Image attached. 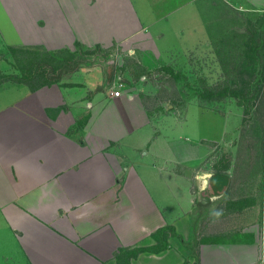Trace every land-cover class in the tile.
<instances>
[{"label": "crops", "instance_id": "1", "mask_svg": "<svg viewBox=\"0 0 264 264\" xmlns=\"http://www.w3.org/2000/svg\"><path fill=\"white\" fill-rule=\"evenodd\" d=\"M76 1L80 0H0L1 44L10 52V43L17 48L44 44L49 38L63 42L68 33L87 46L95 41L103 46L142 33L153 42L148 50L152 47L154 54L158 48L155 34L160 33L163 15L151 9L147 0H140L137 11L134 8L130 17L136 25L131 29L126 26L127 16L108 10L99 12L104 20L94 27L95 4L88 2L81 10ZM185 1L175 4L169 14L189 7L190 0ZM192 13L189 10L187 15ZM115 24L120 25L118 30ZM11 34V42L6 41ZM80 71V75L87 72V82L75 73L72 82H64L62 75L49 88H30L27 83L28 88L12 92L15 101L5 107L7 118L1 122L8 127L14 156L0 162V209L6 220L0 215V240L7 229L11 235L21 234L13 237L23 264H119L120 248H153L155 230L171 226L166 248L140 249L124 264H264V122L257 126L261 141L257 159L252 161V153L243 147L234 164L233 145L232 158L224 148L216 163L199 167L209 155V146L218 152V133L209 136L208 128L200 125L199 135L184 131L180 147L175 144L179 130L167 133L163 120L157 122L160 131L155 141L146 145L145 126H155L133 93L136 87L127 86L122 77L120 95L114 96L111 88L118 83L95 90L100 80L96 68ZM105 73L100 75L103 79ZM86 94L87 120L77 127L79 106L72 103L64 108L63 100ZM59 97L58 104H48ZM238 111L240 115L227 110L220 121V134L229 128L225 135L231 136L222 146L235 141ZM195 194L205 197L203 210L216 208L224 213L211 222L212 231L211 224L205 229V237L211 238L204 240L196 224L205 222L194 220ZM3 222L6 229L2 230Z\"/></svg>", "mask_w": 264, "mask_h": 264}, {"label": "rangeland", "instance_id": "2", "mask_svg": "<svg viewBox=\"0 0 264 264\" xmlns=\"http://www.w3.org/2000/svg\"><path fill=\"white\" fill-rule=\"evenodd\" d=\"M88 2L94 3L96 7V9H93L96 13L94 27L98 25L100 20H104L99 12H107L105 10L114 13L115 16L119 14L127 16L126 26L128 29L136 25L134 17L130 16L133 14L134 8L136 11L138 10L140 0H80L76 1V5L80 6L82 10L87 8ZM185 2V0L176 2L173 0H147L151 9H155L159 12V15H163L162 28L159 27L160 33L156 32L158 35L155 34V38L158 40V48L155 46L154 54L152 53V47V50L147 49L151 46V43L153 44L152 40H147L142 33L137 35L134 33L123 42L113 40L112 43L107 42L108 44L103 46L98 41L87 46L81 40L75 41L72 37H68L69 34L67 33L63 42H58L55 38H49L44 44L19 45L25 48L29 47L28 49L33 51L25 54L29 60L23 57L22 60H25V63H23L19 62L20 54L19 56L11 54L13 43H10L11 46L9 47L11 49L9 52L8 46H3L2 41H0V74L2 72L13 77V79L10 77L6 81L0 78V162L4 163L9 157L14 156L12 148L8 145V127L1 123L7 118L5 107L14 98L13 90L28 88L29 77L26 79L24 77L26 82H19V80H14V76L21 71L24 72V70L28 72L37 71L39 77L46 79V81L63 75L64 82H72V75L76 73L79 74L78 80L87 82L85 79L87 72L80 75V70L84 71L93 67L96 68L99 74L98 78H100V80L97 79L95 90L115 83H118L116 87L119 88V79H122V77L127 86L133 85L136 87L133 89V93L138 95L141 104L148 115L151 116L150 120L157 127L155 128L151 124L145 126L144 135L148 139L141 138V140H146V145L154 142L155 134L160 131L157 122L165 120L164 129L167 133L172 134V132L179 130L176 135L178 141L176 140L175 144L180 147L182 146L181 140L185 139L186 136H183L184 131L199 135L198 126L200 125L208 128L207 133L209 136H216L218 133V141L221 143L218 149L219 153H216L215 146H209V155L200 162L199 167H209L212 162L216 163L220 159L219 156L222 155L224 148H227V152L230 153L232 158L233 155L230 149L233 145H235L234 164H238L236 161L239 156L238 152L243 147L246 148V151L249 150L252 153V161L257 159L260 155L259 146L261 145V141L257 136L260 132L257 126L258 122H264V108L261 109V106L264 105V85L261 83V93L257 97V103L250 102V106H247V101H242L238 96H231L230 92L224 95H221L220 92L234 86L232 82L239 79L248 83L245 86L246 91L249 96L253 97L250 88L252 90V85L257 84L258 79L264 75L258 70L264 68L262 66L264 65V46H262L264 45V0H190L189 7L184 6L176 10L173 15L169 14L175 4L182 5ZM189 10L194 13L187 15ZM117 21L121 24L125 23V20ZM5 25L3 28L8 27ZM119 26L115 24L114 27L120 28ZM121 27L120 33L124 31V27ZM168 30L172 33L167 32ZM32 34L36 35V32ZM128 35H131L130 32ZM134 36L138 41L134 39ZM9 37H12V34L6 36L5 40L11 42ZM141 41H143V44H141ZM142 46H144V49ZM48 52H55L53 58L49 60L50 63L44 62L45 64L33 66L31 70L24 69L30 64H34L30 62L32 59L48 61ZM9 55L11 59H9ZM120 66H122L121 70L119 69ZM114 69L119 71L115 70L114 72ZM103 72H106L105 79L100 76ZM15 83H18L19 86H13ZM52 83H40V85H47L49 88ZM210 93L214 95V98H206V95H210ZM88 95L85 97L72 96L63 100V104L66 105L64 108L67 105L71 106L72 103L79 106L76 109V111H79L77 118L79 117L80 120L76 125L77 127L86 123L87 118L85 115L89 110L85 105ZM60 101V97L56 100L52 98L50 102L48 101V104H58ZM238 109H241V116L239 117L240 122L236 129L237 132L233 137L235 141L234 143H232L233 141L230 142L226 147L222 146V142L231 136L225 135L226 129L229 128L223 129V134H220V121L224 120L223 117L227 110H234L240 115ZM247 110L252 113H247ZM198 117H200V121L197 119ZM187 118L188 120H186ZM254 128H257L256 134H253L255 131L252 132L255 130ZM153 130L155 133H153ZM129 136L134 137L135 134ZM216 155L218 156L216 157ZM184 157H187L186 154ZM5 170L3 173L8 172V169ZM257 172L255 171V173ZM156 195L155 202H157ZM2 196L0 193V197ZM194 198L196 202L194 220L205 222L204 224H196L198 233L202 234L204 240L205 233L203 232L209 227L213 219H208L209 211L203 210L207 203L205 197L202 194H195ZM202 205L203 207H201ZM2 214L0 209L1 219L6 222ZM4 222L1 223L2 230L6 229ZM212 224L209 228L211 231ZM4 231L3 233H6V235L2 238L3 240H0V264H23L21 255L16 253L15 243L17 239L14 240L13 237V235L18 237L21 234L15 231L11 235L8 229ZM205 238H211V236L207 235ZM200 240L202 239L198 241Z\"/></svg>", "mask_w": 264, "mask_h": 264}, {"label": "trees", "instance_id": "3", "mask_svg": "<svg viewBox=\"0 0 264 264\" xmlns=\"http://www.w3.org/2000/svg\"><path fill=\"white\" fill-rule=\"evenodd\" d=\"M262 46H264V45H262ZM24 48L25 47H23V46H20V47H17V48L12 47V52H14L13 55L19 56V54H20L21 55V58H19V62H23V63H25V60H22L23 57L25 59H28L26 57L27 55H25V54H28V53H32L33 52L32 50L28 49L29 47H27L25 49ZM54 55H55V52H48V56H49L48 59H47L48 61L32 59V60H30V62H32L34 64H30L28 67H25L24 69L31 70V68L33 66L45 64L44 62H49V60L51 58H53ZM54 61H58V60H54ZM262 66H264V65H262ZM37 67H39V66H37ZM22 70H23V68H22ZM258 70L261 72V74H264V68L258 69ZM256 71H257V69H256ZM1 74H0V78L3 81H6V80L10 79V77H11V76H8L7 74H4V73H1ZM14 77H15L14 78L15 81H18V80H21V81L24 80L25 81V79L29 77L28 78V85H29L30 88H35V87H38V86H42V85H40V83H52V82H56V81H58L60 79V77L58 76L55 79H50V80H47L46 81V79H42L41 77H39L37 71H35V72H28L26 70H24V72H22V71L19 72V74H16ZM21 77L23 79H21ZM24 77H25V79H24ZM35 81H36V83H35ZM41 81H46V82H41ZM261 83H262V85H264V75H262V78H259L258 79L257 84L254 83L252 85V90L250 88V91L253 93V97L249 96L248 93H247V91H246L245 86H247L248 83L245 82V81H240L239 79H235L232 82V85H234V86L230 87L231 89L230 88L229 89L227 88L225 90L223 89L222 92H220V94L221 95H224L225 93H229L230 92L231 96H236V97L238 96L239 98L242 99V101L243 100L247 101L246 102L247 103V106L248 105L250 106V102H252V103L256 102L257 103V101H258L257 97L261 93L260 92L261 87H262L261 86ZM30 85H32V86H30ZM210 95L207 94L206 95V98H208V99L214 98L213 97L214 96L213 94L210 93ZM262 108H264V105L261 106V109ZM247 113H252V112L249 111V110H247ZM254 121H256V120L254 119ZM169 231L172 232L171 226H163V227L157 228L155 230V232L152 234L153 238L155 239V246L153 248L152 247H149V248H132V249H129V250H127L125 248H120L119 249V252L116 253V257L119 260V264H124L126 262V259H127L128 256H135L137 254V252L140 251V249L141 250H144V249L145 250L146 249L148 250V249H150L152 251L158 252V251L166 248L167 247V237L170 234ZM124 256L126 258H123ZM120 258H123V259H120Z\"/></svg>", "mask_w": 264, "mask_h": 264}, {"label": "clouds", "instance_id": "4", "mask_svg": "<svg viewBox=\"0 0 264 264\" xmlns=\"http://www.w3.org/2000/svg\"><path fill=\"white\" fill-rule=\"evenodd\" d=\"M208 176L210 177V174H208ZM207 186V183L205 181V185L204 187L201 188V191L204 190V188ZM223 209H216V208H213L209 211V215L212 217L213 219V222L219 220V218L223 215Z\"/></svg>", "mask_w": 264, "mask_h": 264}, {"label": "built area", "instance_id": "5", "mask_svg": "<svg viewBox=\"0 0 264 264\" xmlns=\"http://www.w3.org/2000/svg\"><path fill=\"white\" fill-rule=\"evenodd\" d=\"M119 84H120V83H119ZM111 91H112V93H113L114 96H119V95H120V89H118V87L115 88V87L113 86V87L111 88Z\"/></svg>", "mask_w": 264, "mask_h": 264}]
</instances>
